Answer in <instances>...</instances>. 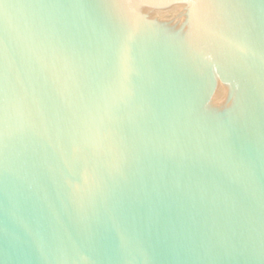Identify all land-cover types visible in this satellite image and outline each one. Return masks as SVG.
<instances>
[{
    "label": "water",
    "instance_id": "1",
    "mask_svg": "<svg viewBox=\"0 0 264 264\" xmlns=\"http://www.w3.org/2000/svg\"><path fill=\"white\" fill-rule=\"evenodd\" d=\"M0 264H264V0H0Z\"/></svg>",
    "mask_w": 264,
    "mask_h": 264
}]
</instances>
